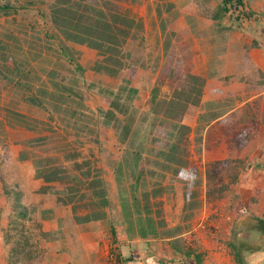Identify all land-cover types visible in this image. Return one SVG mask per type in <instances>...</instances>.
<instances>
[{
  "label": "crops",
  "instance_id": "crops-1",
  "mask_svg": "<svg viewBox=\"0 0 264 264\" xmlns=\"http://www.w3.org/2000/svg\"><path fill=\"white\" fill-rule=\"evenodd\" d=\"M224 1L144 0L153 40L128 43L124 67L56 29L23 47L29 64L0 60V264L15 263L20 221L42 238L47 264H162L155 247L174 238L150 235L145 220L169 191L183 212L194 180L185 132L193 164L194 137L210 144L252 102L264 130V0H243L245 21Z\"/></svg>",
  "mask_w": 264,
  "mask_h": 264
},
{
  "label": "rangeland",
  "instance_id": "rangeland-1",
  "mask_svg": "<svg viewBox=\"0 0 264 264\" xmlns=\"http://www.w3.org/2000/svg\"><path fill=\"white\" fill-rule=\"evenodd\" d=\"M55 2L0 0L1 61L12 62L16 54L22 55L24 65L29 64L31 54L25 53L23 47L44 45L47 40L39 37L38 31L56 29L62 34L52 22ZM86 3L104 8L114 6V15L119 16L114 23L115 33L125 39L120 46L122 53L117 56L123 66L131 62L124 52L128 43L150 47L153 39L146 36V23L141 15L144 0H86ZM101 55L104 60L108 57ZM152 57L158 74L162 56ZM161 76L157 84L164 82V75ZM159 88L156 86V91H160ZM261 104L252 102L245 106L240 120L233 118L234 121L224 122L220 132L211 136L214 139L210 144H204L202 135L195 136L193 149L199 160L194 159L193 164L190 157L194 154L189 150L190 141L185 132L182 152L187 157V175L194 180L183 183L188 189L183 212L173 213L177 204L171 194L176 191H169L170 198L162 195L153 202L154 213L145 220L150 235L159 240L174 238L158 242L155 247L159 255L163 254L162 264H196L198 256L201 264H239L230 245L232 242L237 245L245 264H264V196H261L264 194V165H260L259 159L264 130H260L258 116ZM206 158L207 162L202 165ZM155 223L161 228L159 233L154 230ZM35 230L31 231L23 221L18 222L14 230V264H47V247Z\"/></svg>",
  "mask_w": 264,
  "mask_h": 264
},
{
  "label": "trees",
  "instance_id": "trees-1",
  "mask_svg": "<svg viewBox=\"0 0 264 264\" xmlns=\"http://www.w3.org/2000/svg\"><path fill=\"white\" fill-rule=\"evenodd\" d=\"M233 1H236L240 12L246 14L243 0H225L221 10L230 13ZM118 17V15H114V6L106 5L104 8L88 4L86 0H56L52 7V22L62 32L66 40L87 44L101 54L107 55L105 61L108 64L124 67L117 58L122 53L120 46L125 43V39L115 33L114 23ZM139 232L140 235L146 236L145 230ZM152 232L154 231L152 230ZM230 245L234 250L236 261L239 264H245L237 245L233 242ZM201 262V257L198 256L196 264H201Z\"/></svg>",
  "mask_w": 264,
  "mask_h": 264
},
{
  "label": "built area",
  "instance_id": "built-area-1",
  "mask_svg": "<svg viewBox=\"0 0 264 264\" xmlns=\"http://www.w3.org/2000/svg\"><path fill=\"white\" fill-rule=\"evenodd\" d=\"M230 14L244 21L246 19V14L244 12H240V9H238L237 7L236 1H233V3L231 4Z\"/></svg>",
  "mask_w": 264,
  "mask_h": 264
}]
</instances>
